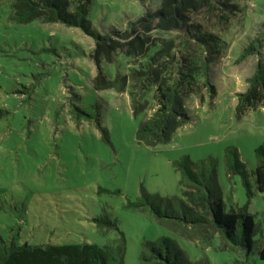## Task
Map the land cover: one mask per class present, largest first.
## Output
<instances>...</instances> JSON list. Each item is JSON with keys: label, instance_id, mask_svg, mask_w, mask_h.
<instances>
[{"label": "rangeland", "instance_id": "obj_1", "mask_svg": "<svg viewBox=\"0 0 264 264\" xmlns=\"http://www.w3.org/2000/svg\"><path fill=\"white\" fill-rule=\"evenodd\" d=\"M162 0H91L88 19L101 35L119 31L136 36L135 23L156 12ZM12 0H0V244L111 243L117 232L98 227L95 217L109 212L119 219L127 240L124 264H141L145 240L173 238L191 262L264 264V192L256 188L255 149L264 142V106L236 114L238 93L247 90L258 56L237 59L264 23V0H240V11L225 35L226 45L214 63L210 91L186 99L191 120L170 142L148 147L136 130L129 93L97 90L100 66L111 77L127 73L140 60L120 53L114 62L93 58L94 38L62 23L10 19ZM150 30L153 38L176 33ZM118 38V37H115ZM264 63V45L261 49ZM77 108L91 115L85 116ZM149 110L146 115H150ZM97 120L108 132V140ZM235 146L247 168L253 191L248 198L240 175L226 172L225 150ZM183 156L218 160L217 184L226 206L248 205L258 230L252 253L225 246L218 232L211 246L182 236L170 223L148 211L128 207L144 188L150 194L181 196L174 162ZM3 241V242H2ZM232 246V247H230Z\"/></svg>", "mask_w": 264, "mask_h": 264}, {"label": "trees", "instance_id": "obj_2", "mask_svg": "<svg viewBox=\"0 0 264 264\" xmlns=\"http://www.w3.org/2000/svg\"><path fill=\"white\" fill-rule=\"evenodd\" d=\"M240 0H162L156 12H147L135 23L137 34L115 31L106 35L92 29L88 15L91 0H12L10 19L18 24L34 20L44 23H62L81 29L94 38L93 58L112 63L116 54L127 58L139 56L127 73L118 72L110 77L100 66L93 85L97 90H115L129 93L135 116L144 114L136 130L139 143L155 147L170 142L172 135L191 118L186 110V99L192 94L210 91L216 97L211 83L212 67L225 49V35L240 11ZM261 36L254 38L238 57L243 62L258 56L254 72L247 78V90L238 93L236 114L264 106V63L261 49L264 45V23ZM176 33L175 37L158 38L148 34ZM118 37V38H115ZM85 116L90 114L77 108ZM152 110L150 115H146ZM98 127L108 140L107 130L97 120ZM256 188L264 192V142L255 149ZM226 172L229 177L240 175L251 199L249 173L235 146L225 150ZM180 174L182 195L164 197L150 194L142 188L128 207L148 211L154 218L170 223L179 233L201 244L211 246L213 234L218 232L225 246L243 248L247 254L254 250V235L258 230L255 217L248 205L226 210L217 184L218 160L209 156L197 162L188 156L174 162ZM98 227L117 232L108 244H0V264H124L127 240L119 226V219L109 212L95 217ZM230 243V244H229ZM230 246V247H232ZM259 255L264 260V244ZM141 264H207L191 262L176 241L160 237L145 240L140 253Z\"/></svg>", "mask_w": 264, "mask_h": 264}]
</instances>
